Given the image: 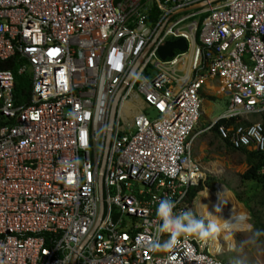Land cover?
<instances>
[{"label": "built area", "instance_id": "2783aa9c", "mask_svg": "<svg viewBox=\"0 0 264 264\" xmlns=\"http://www.w3.org/2000/svg\"><path fill=\"white\" fill-rule=\"evenodd\" d=\"M15 57L31 84L17 102L0 68V264H228L191 235L153 250L156 208L206 189L191 146L212 127L264 161V0H0ZM206 86L226 110L195 130Z\"/></svg>", "mask_w": 264, "mask_h": 264}, {"label": "rangeland", "instance_id": "374dc122", "mask_svg": "<svg viewBox=\"0 0 264 264\" xmlns=\"http://www.w3.org/2000/svg\"><path fill=\"white\" fill-rule=\"evenodd\" d=\"M209 90L212 92L211 88ZM203 97H204L203 103H202L203 113L201 114L199 124L195 128V130H198L199 128H202V127H207L210 123H213L215 120H217L226 110V99L224 97L219 98L216 96V94H214V92H212V94L205 95ZM143 111L151 119L156 117V114L154 113V111L151 108H144ZM256 118H257V116L256 117L253 116L250 118V120L251 119L257 120ZM203 136L205 138H202V137L197 138L196 137V139L193 142V151H194V148H196V146H199V144L201 142H204V144L207 145L208 140H210V139H213V142L216 141L215 138L213 137L211 130H208L207 133H205ZM206 147H207L206 150L208 151L207 156H210L211 151H213V153L215 155L214 160H217L218 162H222V164H221L222 168H220L221 169L220 172H214L213 177L216 180H218V182L219 181L228 182L232 187H234L239 193L242 194V196H243L242 198L244 199L245 202L248 203L249 202L248 199H250V195L247 193H242L244 191V185L239 184L238 182L235 185L233 182L228 181L235 174V170L241 171L244 169L245 165L242 162L243 156L236 152V153H230V157L226 158L225 153H222V155H220V153H218L220 151V148L218 147L217 144L212 146V147H208V146H206ZM196 150H197V148H196ZM204 162H209V161H206V159H205ZM227 165H229V167ZM215 182H217V181H214L212 183V187L206 186V191L203 190L199 194L201 196H205V192H206V195L208 193H211V194L216 193L217 189H218V185L220 184V182L216 185V187H215V184H216ZM250 185L251 184H248V187ZM258 191L260 192V190H258ZM204 199L207 200V196H205ZM191 211L194 213V215L199 217L196 209H193ZM246 212H247V216L244 217L245 223H251L250 221L254 220V219H250V218H252L251 215L248 213L247 210H246ZM261 212H262V210H261ZM248 216H249V218H248ZM258 222H259L258 223L259 226H260V224L264 225V213H263V218L259 219ZM259 226H257V229H260ZM260 230L264 231L263 228H261ZM222 231L224 233L227 232V234H228L227 236H229V238H230V244L223 251H220L221 252V254H219L220 259H222L224 262H226L228 264H264V235L259 237L257 245L250 246L246 243H242V241L245 240L247 235H248V233L245 229L241 228L240 230L235 231V232L228 231V230L227 231L222 230Z\"/></svg>", "mask_w": 264, "mask_h": 264}, {"label": "clouds", "instance_id": "9594fccd", "mask_svg": "<svg viewBox=\"0 0 264 264\" xmlns=\"http://www.w3.org/2000/svg\"><path fill=\"white\" fill-rule=\"evenodd\" d=\"M224 201H221V205ZM176 204L171 199H161L156 208V215L160 221V231L169 234V239L164 242L154 241L153 250L171 249L176 244L177 238L181 236H195L201 241L217 239L222 230L238 231L241 228L248 233L242 243L250 246L258 244V239L264 235V231L255 228L251 223H245L242 215H232L228 220H220L215 215L208 213L211 219L197 217L191 210L174 212ZM221 211V206L214 208L215 213ZM222 221V224L217 223Z\"/></svg>", "mask_w": 264, "mask_h": 264}, {"label": "trees", "instance_id": "16d2710c", "mask_svg": "<svg viewBox=\"0 0 264 264\" xmlns=\"http://www.w3.org/2000/svg\"><path fill=\"white\" fill-rule=\"evenodd\" d=\"M21 59L15 57L13 59H10L6 62L0 63L1 69H9L13 72L14 75V91L13 96L17 100V102L21 103L22 101H26L28 91L30 88V79L29 76L26 75H19L17 74V68L21 64ZM257 116V120L261 123L262 129H263V135H264V112L260 113ZM221 123H226L224 120L219 119L217 121V125ZM212 131L213 137L216 139L217 131L216 127H212L210 129ZM222 145L225 149H228L231 153H239L243 156L244 162L246 164V169L242 174L238 175V183H242V185L245 182H250V186L244 185V191L242 193H247L250 195V199H248V203L244 201L242 198V194L239 193L237 190H232L237 201L242 203L244 207L250 211V215L252 219L257 218V207L264 208V174L260 173V169L263 165V156L258 151L254 150H247L245 148H234L232 147L228 141L221 140ZM213 142V139H210L209 143L211 144ZM216 181L214 177H207L206 184L208 187H212V183ZM202 187L200 185L191 187L188 191V198H187V204L189 210L193 207V202L196 196L201 192ZM260 190V192L258 191ZM259 219H257L258 221ZM253 221V220H252ZM259 223V222H258ZM258 223H253V226L257 228L259 226ZM260 229H264V225L260 224Z\"/></svg>", "mask_w": 264, "mask_h": 264}, {"label": "crops", "instance_id": "0c3cea01", "mask_svg": "<svg viewBox=\"0 0 264 264\" xmlns=\"http://www.w3.org/2000/svg\"><path fill=\"white\" fill-rule=\"evenodd\" d=\"M209 94H212V92L209 90V88H207V86L206 87H204V89H202V91H201V97H202V103H203V99H204V97L203 96H205V95H209ZM215 94V93H214ZM216 96L217 97H223V96H219V95H217L216 94ZM136 102H137V106H136V109H135V111L137 112V111H139L141 108H145L146 106H145V104L141 101V100H139L137 97H136ZM138 103H140V105L138 104ZM139 105V106H138ZM203 110V109H202ZM209 126V125H208ZM205 133H207V132H204V133H201L200 135H198L197 136V138H200V137H202V138H205L203 135L205 134ZM218 136V135H217ZM201 138V139H202ZM196 139V138H195ZM194 139V140H195ZM216 141H214V142H212L211 144L209 143V141L210 140H208V143H207V145L206 144H204V142H201L200 144H199V146H196V148H197V150H196V148H194V151H193V143H192V146H191V154H192V157L202 166V168H203V170H204V172L207 174V177H213V175H214V172H220V168H222V162H218L217 160H214L215 158V155H214V153H213V151H211V154H210V156H207V150H206V146H208V147H212V146H214V145H218V147L220 148V151L218 152V153H220V155H222V153H225V155H226V158H229L230 157V151H228V149H225L224 147H223V145H222V139L221 138H219V136L215 139ZM194 142V141H193ZM218 142V143H217ZM197 145V144H196ZM223 149V150H222ZM209 155V154H208ZM224 157V156H223ZM206 159V161H209V162H204V160ZM243 159V158H242ZM243 164L245 165V167H244V169L243 170H241V171H237V170H235V174L231 177V179H227L228 181H231V182H233L235 185H236V183L237 182H239L238 180V175L239 174H242L244 171H245V169H246V164H245V162H244V159H243ZM228 167H229V165H227ZM211 168H215V170L214 171H212L211 170ZM217 182H215L216 184L215 185H217L219 182H220V184L219 185H223L224 187H226V189L227 190H229L231 193H232V195H233V197H235V195H234V193H233V191L232 190H236L234 187H232L228 182H222V181H219L218 182V180H216ZM239 184H242L241 182L239 183ZM248 184H250V182H245L243 185H245V186H248ZM206 186H207V184H206ZM203 190H205L206 191V189H204V188H202V190H201V192L203 191ZM201 192H199V193H201ZM205 196H207V199H208V194L206 195V192H205ZM199 197H201V195L200 194H198L197 196H196V198L194 199V202H193V207L190 209V210H193V209H196V211H197V213H198V210H197V204H198V199H199ZM201 199H204V198H201ZM235 199H236V197H235ZM204 200H206V199H204ZM236 201H237V199H236ZM238 202V201H237ZM240 203V202H239ZM241 204V206H242V208L244 207V205L242 204V203H240ZM245 208V207H244ZM243 208V209H244ZM189 209V208H188ZM246 209V208H245ZM244 209V210H245ZM247 210V209H246ZM245 210V211H246ZM261 210H262V212H261ZM248 211V210H247ZM248 213L250 214V211H248ZM263 213H264V208H258L257 207V218L256 219H254L253 221L251 220L250 222H251V224L253 225V223H258V221H257V219H261V218H263ZM248 218H249V216H248ZM247 218V219H248ZM250 219H252V218H250ZM227 231V230H226ZM226 234H227V232H226ZM228 235V234H227ZM229 237V236H228ZM230 239V238H229ZM230 244V243H229ZM228 244V245H229ZM227 245V246H228ZM226 246V247H227Z\"/></svg>", "mask_w": 264, "mask_h": 264}, {"label": "bare ground", "instance_id": "6f19581e", "mask_svg": "<svg viewBox=\"0 0 264 264\" xmlns=\"http://www.w3.org/2000/svg\"><path fill=\"white\" fill-rule=\"evenodd\" d=\"M140 105V103H138ZM138 105V106H139ZM212 171L215 168H211ZM221 201H224L221 205ZM221 206L219 213L214 212V208ZM198 213L205 219H211L208 213L217 216L220 220H228L233 214L247 216V212L242 208L241 204L236 201L232 193L223 185H218L216 193H208V199H199L197 204ZM217 223L222 224V221L217 220ZM210 246L212 253H221L230 243V239L223 231L219 233L217 239H209L206 241Z\"/></svg>", "mask_w": 264, "mask_h": 264}, {"label": "water", "instance_id": "95a60500", "mask_svg": "<svg viewBox=\"0 0 264 264\" xmlns=\"http://www.w3.org/2000/svg\"><path fill=\"white\" fill-rule=\"evenodd\" d=\"M186 44L185 41L182 38L176 39L174 41H167L163 45H161L158 49V54L161 59H164L166 57H170L172 55L173 49H178V50H185ZM114 110V108H113ZM110 129H111V124L109 125L108 128V134L106 138V143H105V150H104V159L107 154V150L109 147V140H110ZM104 163V161H103ZM102 163V164H103Z\"/></svg>", "mask_w": 264, "mask_h": 264}]
</instances>
